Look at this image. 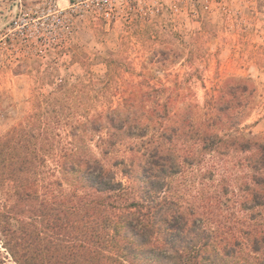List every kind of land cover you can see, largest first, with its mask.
<instances>
[{
	"label": "trees",
	"instance_id": "1",
	"mask_svg": "<svg viewBox=\"0 0 264 264\" xmlns=\"http://www.w3.org/2000/svg\"><path fill=\"white\" fill-rule=\"evenodd\" d=\"M112 66L100 87L88 91L98 106L79 101L87 93L60 90L41 140L17 143L10 131L0 138V241L14 262L264 264V147L240 134L219 136L232 128L218 95L207 103L209 118L192 121L173 111L172 90L153 86L150 78H125ZM80 108V118L70 116ZM91 135L101 156L121 148L132 155L122 171L136 170L131 182L118 180L95 156L85 144ZM231 153L249 154L238 158L237 186L223 180L219 194L186 198L175 176L194 162L204 168L207 155L214 160ZM125 164L121 159L113 167Z\"/></svg>",
	"mask_w": 264,
	"mask_h": 264
},
{
	"label": "rangeland",
	"instance_id": "2",
	"mask_svg": "<svg viewBox=\"0 0 264 264\" xmlns=\"http://www.w3.org/2000/svg\"><path fill=\"white\" fill-rule=\"evenodd\" d=\"M109 63L125 78H150L153 86L172 90L173 111L183 110L192 121L207 120V103L218 95L232 128L219 136L240 134L264 147V0H0V138L10 131L17 143L36 140L44 120L56 116L52 105L60 90L87 93L79 101L98 106L88 91L100 87ZM80 113L69 112L74 119ZM96 142L94 135L85 139L118 180L131 182L136 170L122 171L132 155L121 148L101 156ZM247 156L207 155L204 168L194 162L175 178L188 199L202 191L219 194L223 180L237 186L238 158ZM121 159L127 164L113 167ZM0 264H16L1 241Z\"/></svg>",
	"mask_w": 264,
	"mask_h": 264
},
{
	"label": "built area",
	"instance_id": "3",
	"mask_svg": "<svg viewBox=\"0 0 264 264\" xmlns=\"http://www.w3.org/2000/svg\"><path fill=\"white\" fill-rule=\"evenodd\" d=\"M99 1H102V2H104V1H107V0H99Z\"/></svg>",
	"mask_w": 264,
	"mask_h": 264
}]
</instances>
